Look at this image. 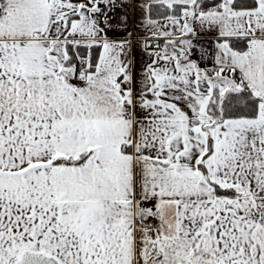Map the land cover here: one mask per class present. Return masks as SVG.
I'll use <instances>...</instances> for the list:
<instances>
[{
  "label": "snow or ice",
  "instance_id": "1",
  "mask_svg": "<svg viewBox=\"0 0 264 264\" xmlns=\"http://www.w3.org/2000/svg\"><path fill=\"white\" fill-rule=\"evenodd\" d=\"M0 264H264V0H0Z\"/></svg>",
  "mask_w": 264,
  "mask_h": 264
}]
</instances>
